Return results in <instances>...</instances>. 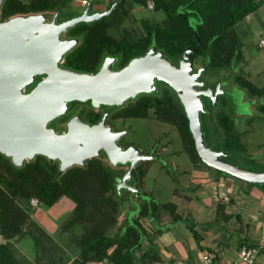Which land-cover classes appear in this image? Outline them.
<instances>
[{"label": "trees", "instance_id": "trees-1", "mask_svg": "<svg viewBox=\"0 0 264 264\" xmlns=\"http://www.w3.org/2000/svg\"><path fill=\"white\" fill-rule=\"evenodd\" d=\"M69 1L71 0H66ZM114 1L109 3V7ZM172 1L174 7L168 8V11L166 9L169 15L166 25L154 24L152 27L145 23V34L137 40H131L124 35L116 38L108 33L105 31L107 24L103 18L91 24H76L69 33L79 39L78 47L67 55L65 65L76 70L92 72L97 70L99 62L106 55H119L120 64H125L132 57L144 54L151 46H155L157 50L162 49L164 57L177 64L185 49L196 47L197 36L200 39V48L194 52V71L201 65H207V68L225 67L233 61L243 62L241 41L229 29L247 14L256 11L263 0ZM122 2L123 0L118 6ZM142 2L143 5L146 4L145 0L140 1ZM157 2L158 0H154L155 8L158 7ZM61 5H65V2L29 0L24 3L21 0H3L1 15L4 17L27 11L55 10ZM190 14L200 19L195 26L190 25L187 20ZM200 56L206 57L207 64L196 65L195 60ZM233 81L249 96L264 99V84L256 86L242 73H236ZM87 103L88 111L83 118L90 124L97 123L103 112L109 110L106 105L95 109ZM210 105L214 106L211 100ZM263 107L264 105L260 106L261 109ZM150 109L157 119L177 127L190 160L204 163L196 152L182 103L173 88L163 81H158L156 92L140 94L128 100L118 111L109 112L107 122L110 117H146ZM73 114L75 111L71 108L62 121L66 122ZM203 115L202 113L201 116ZM214 124L217 139L211 147L223 150L225 155L222 158L229 161V152L237 148L236 143H241V132L236 128L234 121L223 113H216ZM64 129L62 126L60 130ZM206 144L210 146L207 142ZM105 161L101 156L92 157L86 159L84 165H73L62 171L58 160L41 154H36L32 159H26L21 166H17L10 157L0 152V233L6 238L26 233L23 228L28 223V215L23 210L24 206L18 205L16 200H23L28 205L30 197H36L42 206L50 207L60 197L66 196L75 202L72 223H81L83 227V233L77 240L79 252L77 257L67 256L58 247L55 251L52 242L49 252L45 251L43 258L51 255L53 260L45 261L46 263L91 264L108 259L110 264H139L140 261L134 253L142 245L144 229L140 219L153 211L169 208L172 219L176 220L175 206L172 203H158L154 199L144 201L139 204V211L132 222H122L110 233L116 221L113 211L118 205L117 199L112 196V192L115 193V174ZM146 162L149 160L140 161L135 167L140 191L149 168H143L142 163ZM215 170L223 174L222 171ZM189 228L197 238V233L192 227ZM40 232L42 236L45 235L43 230ZM40 237L33 236L34 242L40 243ZM143 256L144 253L141 254V257ZM0 264H19L7 244L0 245Z\"/></svg>", "mask_w": 264, "mask_h": 264}, {"label": "water", "instance_id": "water-1", "mask_svg": "<svg viewBox=\"0 0 264 264\" xmlns=\"http://www.w3.org/2000/svg\"><path fill=\"white\" fill-rule=\"evenodd\" d=\"M3 0H0V6ZM121 0H115L103 11L90 13L89 0L81 14L57 21L58 10L46 20L44 14L17 15L0 21V152L21 166L26 159L41 154L58 160L60 170L84 165L85 160L105 153L111 164L129 168L118 187L128 186L140 193L136 165L151 160L154 154H142L133 145L124 147L119 138L125 130L107 125L110 110L94 124L84 121L82 113L71 116L65 129L57 131L51 123L65 115L75 102H89L99 109L106 105L120 107L127 100L158 90V81L167 83L179 97L194 145L201 160L213 169L252 183H264V171H251L226 161L223 150L205 142L202 113H206L203 96L216 104L221 84L207 87L201 78L207 65L194 71V52L185 49L177 64L164 57L155 46L119 68L116 57L105 56L96 72H83L61 66L64 55L78 43L77 38H64L63 32L79 22H91L109 15ZM36 75H44L29 91ZM133 180V184L128 182Z\"/></svg>", "mask_w": 264, "mask_h": 264}, {"label": "rangeland", "instance_id": "rangeland-1", "mask_svg": "<svg viewBox=\"0 0 264 264\" xmlns=\"http://www.w3.org/2000/svg\"><path fill=\"white\" fill-rule=\"evenodd\" d=\"M21 1L29 2V0ZM111 1L94 0L92 11L95 7L97 8L99 3L102 10L97 9L95 11L105 10ZM140 1L123 0L117 9L109 15L103 16L102 18L107 24L105 31L116 38L124 35L131 40H137L145 34V23H149L152 27L154 24L166 25L168 22L166 9L168 11V8L174 7L172 0H158L156 3L158 7L156 8L154 0H145L146 4L144 5ZM148 1L153 3V9L146 7ZM60 2H65V5L59 7V19H67L81 12L86 0H71L69 2L60 0ZM103 3L106 4L103 5ZM187 20L192 26L200 21L199 17L193 14L188 15ZM71 29L72 27H69L63 34L66 36ZM229 30L241 41L243 62L233 61L225 67H208L202 72V79L206 82L207 87L215 89L218 84H221L223 89L214 106L210 105L208 97L203 96L204 105L208 111L203 113L202 127L206 142L213 146L217 139L214 124L216 113L228 115L241 132V143H236L237 148L229 152L230 155L227 159L241 168L260 172L264 171V113L257 111V104L261 102V98H249L247 92L234 83L233 77L236 73H242L256 86L260 87L264 84V46L259 45V40L264 39V0L256 11L247 14L244 19L235 23ZM195 61L196 65L207 64L206 57L200 56ZM88 107L87 102H75L71 106L73 110L79 113L85 112ZM107 108L112 113L121 107ZM249 108L252 110L251 112ZM253 110H255L254 113ZM247 118H250L249 125ZM63 119L64 115L56 118L51 126L60 131L66 123L62 121ZM108 124L114 130L126 131L118 140L120 145L124 147L133 145L142 154H154L153 159L142 163L143 168H149L141 186L142 190L137 194L131 191L128 186L118 187L129 165L118 164L114 166L105 153H102L101 157L108 162L105 161L115 174L114 189L116 195L113 191L112 196L117 199L118 206L113 211L116 216L114 227L110 231L113 233L121 224L118 221L121 220L124 211L129 210L128 213L131 215L136 211V203L139 201L147 200L151 195L157 202L169 201L172 199L174 189L180 193L188 194L189 190L185 185L187 171H190V158L183 146L177 127L157 119L152 109L148 111L146 117H110ZM128 182L133 184L132 178ZM253 184L259 190L260 196L264 197V183ZM146 190H149L150 194L145 193ZM16 202L18 205L24 206L23 210L28 215V223L23 228L26 233L11 238H6L0 233V245L7 244L19 264H48L45 261L53 260L52 256L49 255L46 258L43 256L45 251L49 252L52 242L55 251L58 247L67 256L77 257L79 252L77 240L83 233V227L81 223H72L75 214V202L72 199L62 196L50 207L42 206L36 197H30L28 205L23 200L18 199ZM41 230L45 232V235H41ZM33 236H41L40 243L34 242ZM91 264H110V262L108 259H104L101 262H92Z\"/></svg>", "mask_w": 264, "mask_h": 264}, {"label": "crops", "instance_id": "crops-1", "mask_svg": "<svg viewBox=\"0 0 264 264\" xmlns=\"http://www.w3.org/2000/svg\"><path fill=\"white\" fill-rule=\"evenodd\" d=\"M99 6L100 3L97 8L101 9ZM261 105H264V99L257 104V111L264 113ZM249 111L252 110L249 108ZM246 120L249 125L250 118ZM187 172L185 186L189 193L174 189L172 199L158 201L174 204L176 220L172 219L169 208L153 211L140 219L144 229L142 245L134 253L139 264H194L204 251L212 253L213 264H235L237 250L243 244L257 246L255 264H264V197L254 184L218 173L199 161L190 160V171ZM145 193L150 194L149 190ZM221 193H225L227 200L220 196ZM152 199L151 195L136 203L137 209L131 215L129 210L124 211L118 222H132L139 204ZM189 227L197 233V238Z\"/></svg>", "mask_w": 264, "mask_h": 264}, {"label": "flooded vegetation", "instance_id": "flooded-vegetation-1", "mask_svg": "<svg viewBox=\"0 0 264 264\" xmlns=\"http://www.w3.org/2000/svg\"><path fill=\"white\" fill-rule=\"evenodd\" d=\"M88 1L89 0H86V3H85V5L83 6V8H82V11L80 12V13H78V14H81L83 11H84V9L86 8V6H87V3H88ZM99 3V2H98ZM2 4H3V2H2ZM2 4H1V6H2ZM93 5H94V0H92V4H91V8H90V13H93V12H95V10H97L98 8H96L95 7V9L92 11V8H93ZM1 6H0V21H3V20H7V19H9V18H12V17H14V16H17V15H24V16H28V15H30V14H44L45 15V17H46V20L47 21H49V20H51L52 18H53V16H54V13H55V11L56 10H58V15H57V21L59 22V21H62V20H65L66 18H61V19H59V8H56L55 10H52V9H48V10H44V11H27V12H20V13H16V14H11V15H8V16H2L1 15ZM78 14H76V15H78ZM74 16V15H73ZM72 16H70V17H68V18H71ZM67 18V19H68ZM94 21H96V20H94ZM93 21H91V22H85V23H87V24H91ZM79 23H81V22H79ZM79 23H76V24H79ZM75 24V25H76ZM74 25V26H75ZM73 26V27H74ZM72 27V28H73ZM69 29V28H68ZM67 29V30H68ZM68 34H66V36L64 35V34H62V36L64 37V38H77L76 36H73V35H71L69 32H67ZM77 40H78V43H79V39L77 38ZM78 43L76 44V46H74L72 49H70L69 51H67L66 53H65V55H64V58H63V61L61 62V66L62 67H65V68H70V69H73V70H76V69H74V68H71L70 66H66L65 65V60H66V57H67V55L69 54V53H71L73 50H75V48L76 47H78L77 45H78ZM152 47V46H151ZM150 47V48H151ZM149 50V48L145 51V53L147 52ZM144 53V54H145ZM144 54H141V55H137V56H142V55H144ZM106 56H110V57H116V59H115V61H114V64H113V67L115 68V69H119V68H121V67H123V66H125L129 61H127V63H125V64H120V60H121V58L119 57V55H115V56H113V55H106ZM137 56H134V57H137ZM105 57V56H104ZM134 57H132V58H134ZM131 58V59H132ZM104 59V58H103ZM103 61V60H102ZM101 61V62H102ZM101 62H99V64H101ZM98 64V65H99ZM100 66V65H99ZM99 69V67H97V70ZM97 70H95V71H92V72H96ZM77 71H80V70H77ZM83 72H88V71H83ZM91 72V71H90ZM42 77H44V75H36V77H35V81L33 82L34 84H31V86L29 87V88H27V89H25V91H29L39 80H41V78ZM128 101V100H127ZM126 101V102H127ZM125 102V103H126ZM125 103L123 104V105H125ZM122 105V106H123ZM121 107V106H120ZM71 110V108L69 109V111ZM75 111V110H74ZM88 111V109L85 111V112H81L82 113V115L84 116L85 115V113ZM77 113H79V112H76L75 111V114H77ZM75 114H73V115H75ZM103 114H104V112H103ZM72 115V116H73ZM71 117V116H70ZM69 119V118H68ZM67 119V120H68ZM67 120H66V122H67ZM85 121V120H84ZM86 122V121H85ZM107 123V125L108 126H110L109 124H108V122H106ZM66 124V123H65ZM94 124V123H93ZM64 127H65V125H64ZM61 131V130H60ZM126 148V147H125Z\"/></svg>", "mask_w": 264, "mask_h": 264}, {"label": "built area", "instance_id": "built-area-1", "mask_svg": "<svg viewBox=\"0 0 264 264\" xmlns=\"http://www.w3.org/2000/svg\"><path fill=\"white\" fill-rule=\"evenodd\" d=\"M153 3L150 1L147 2V8L148 9H153ZM259 45L264 46V39L259 40ZM220 196L224 199L227 200V196L225 193H221ZM34 202H37V200H34ZM258 247L257 246H252L248 244H243L241 245L238 250H237V262L235 264H255L256 263V257L258 254ZM182 264H192L190 262H184ZM194 264H213V255L209 251H204L201 254V257L197 263Z\"/></svg>", "mask_w": 264, "mask_h": 264}]
</instances>
